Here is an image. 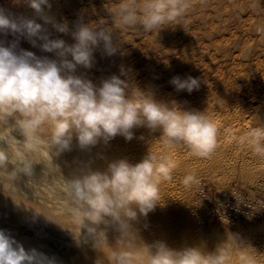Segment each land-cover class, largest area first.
Here are the masks:
<instances>
[{
  "label": "clouds",
  "instance_id": "9594fccd",
  "mask_svg": "<svg viewBox=\"0 0 264 264\" xmlns=\"http://www.w3.org/2000/svg\"><path fill=\"white\" fill-rule=\"evenodd\" d=\"M25 3L45 25L51 23L56 31L69 33L67 22L56 23L47 14L51 8L49 0H25ZM189 7L188 0H119L109 13L119 27L140 25L151 33L181 18ZM0 33L24 36L33 46L37 40L42 41L41 50L56 57H37L25 50L17 52L15 42L8 46L0 44V143L7 144V148L0 147V171L13 182L21 173L26 177L33 175V155L44 153L53 162V157L71 150L74 137L80 149L88 150L101 141L107 144L118 135L130 141L133 130L139 127L159 131L170 150L184 146L202 157L214 152L219 130L205 112L157 101L137 87L133 93V86L117 75L96 86L76 74L78 66L85 69L93 66L95 49L102 46L108 56L118 51L119 43L106 24L91 26L77 22L71 31L75 42L68 44L60 38L50 39L46 28L35 18L13 16L0 9ZM170 84L178 92L191 93L198 90L200 81L191 76L184 79L176 76ZM10 119L14 123L10 124ZM13 131H18L23 139L17 140L11 135ZM244 139H252L254 152L264 156V128L252 129ZM12 145L18 154L9 171ZM175 167L171 156L158 158L148 153L136 163L121 158L110 161L104 170L93 171L85 166L70 178L61 174L62 214L78 229L75 238L81 239L83 230L84 236L99 250L108 246V228L118 232L119 246H108L110 264H229L233 249L241 246L238 237L232 236L231 242L226 240L211 253L199 247L175 250L164 242L138 245L134 224L161 205L160 181L171 180ZM183 183L191 187L199 184V180L192 173L185 176ZM239 259L241 264H258L251 254L241 253ZM0 264L55 262L34 249L26 251L0 230ZM95 264H104V257H99Z\"/></svg>",
  "mask_w": 264,
  "mask_h": 264
},
{
  "label": "bare ground",
  "instance_id": "6f19581e",
  "mask_svg": "<svg viewBox=\"0 0 264 264\" xmlns=\"http://www.w3.org/2000/svg\"><path fill=\"white\" fill-rule=\"evenodd\" d=\"M115 1L116 6L119 0ZM68 2L75 6L80 0ZM188 2V11H193L202 19L206 16L217 19L220 25L227 24L236 11L245 12L247 16L242 27H211L200 40L195 30L178 35V31L168 30V27L151 33L138 25L111 27L119 43L116 54L105 55L101 46L93 52V66L90 69L78 66L76 74L79 75L78 70H84L87 79L96 86L104 79L117 75L133 86V93L137 87L153 95L157 101L205 112L219 130L214 152L202 157L194 155L184 146L170 150L159 131L139 127L133 130L134 137L130 141L118 135L107 144L101 141L88 150L80 149L74 137L71 150L53 157V162L44 153L33 155L39 162L33 166V175L26 177L19 174L18 179L12 181V187L39 205L32 208L17 198L7 203L11 210L30 212H38L42 205L47 208L49 219L56 224L51 222L53 231L48 232L37 223L31 233H20L12 219H6L9 226L0 224V230L14 238L26 251L34 249L54 260L55 264H71L70 259L77 264L75 254H69L67 250L78 243L75 238L78 229L67 216H60L64 194L59 176L51 174L57 166L56 173H60L65 166H70L73 172H79L85 166L93 171L104 170L110 161L124 158L136 163L149 153L158 158L171 156L176 167L171 180L160 181L161 205L134 224L137 234L150 237L154 243L164 242L171 249L199 247L206 253L214 252L226 240L231 242L234 236L239 238L241 246L233 249L229 264H241V253L251 254L257 258L258 264H264V156L254 152L252 139H244L252 129L264 128V30L247 27L251 16L264 20V0ZM197 10L199 13H196ZM68 28L69 33L65 34L49 27V38H60L66 43L74 41L71 36L74 27ZM36 43L41 42L37 40ZM38 57L56 59L54 53L45 51ZM176 76L181 79L189 76L197 78L200 81L198 90L191 93L176 91L170 84ZM11 135L17 140L23 139L18 131H13ZM0 147L7 148V144L0 143ZM9 151L18 154L15 145ZM192 173L196 174L199 184L186 187L183 180ZM0 175L7 176L3 171ZM206 182L218 189L214 207L221 210L228 203L238 204L244 200L243 197L248 198L250 205L242 212L243 221L247 222L237 219V215L231 213L233 210H229L228 215H220L215 209L207 207L202 199L207 196L204 190ZM3 203L0 200V204ZM211 217H216L215 223L211 222ZM216 223L227 226L223 235L218 233ZM109 229L106 235L112 237L109 236ZM170 233L177 235L178 239H165ZM80 240H90L84 236L83 230Z\"/></svg>",
  "mask_w": 264,
  "mask_h": 264
},
{
  "label": "rangeland",
  "instance_id": "374dc122",
  "mask_svg": "<svg viewBox=\"0 0 264 264\" xmlns=\"http://www.w3.org/2000/svg\"><path fill=\"white\" fill-rule=\"evenodd\" d=\"M49 3L51 5V8L47 10V14L56 23L67 22L68 27H74L77 22L82 21L89 24L92 23L91 26H95L96 24L99 23H104L108 27H119L114 22H112V17L109 13L111 8L114 7L115 4L117 3V1L115 0H83V1L80 0V2L77 3L75 6H73L70 2H68V0H49ZM0 9L7 11L13 16H24L28 18H35L37 23H40L43 27L46 28L47 32L49 31V27H53L51 23L45 25L43 20L36 17L34 10L31 9L25 3V0H0ZM196 13H199V10H197ZM232 16H233L232 19L228 20L227 24L220 25L219 20L213 19L210 16H206V19H202L200 16L194 15L193 11H187V13H185V15H183L181 18H179L178 20H174L170 23H166L163 27H168V30L178 31L177 33L178 35H182L185 32L195 30L196 36L200 40L201 38L204 37L203 36L204 32L210 29L211 27H231V29L234 27H242L243 19L247 16V13L236 11ZM138 26L141 27L140 25ZM247 27H261L259 31L264 30L263 28L264 20L256 19L254 18V16L252 18L251 16L249 23L247 24ZM13 42L16 43L17 52H19L20 50L30 51L34 53L37 57L42 52L41 48L39 47L42 41H40L41 43H36V46H33L24 36L19 37V35H12V34L5 35L3 33H0V44H3L4 46H8ZM67 43L72 44L74 43V41L69 40ZM68 58H70V56ZM78 72L79 75H83L85 78H87L86 76L87 74L84 72V70H78ZM9 157H10V163L8 165V169L10 171L11 168L13 167L11 161L14 160L11 159V157H15L16 159L17 155L15 154V152L9 151ZM32 158L34 160L35 165L39 164V162H36L34 157ZM58 169L59 167L56 168V170ZM51 170H55V169H51ZM55 171L53 172L50 171V172L54 176L56 174L59 176L61 182L59 183V185L61 184V186L63 179L62 175L67 179L78 173V172H73L70 166H65V169L61 170L60 173H56ZM3 177H4L3 175H0V200L5 202L6 204L5 203L0 204V224H2L3 226H9L10 224L6 223V219L7 220L12 219L14 220L13 221L14 226L18 229L20 233L21 232L31 233L33 229L37 227L36 226L37 223L39 226H42L45 230H48V232L49 231L52 232L53 224L51 223V221L47 220L49 219L48 217L49 212L47 208H45L44 206L42 205L39 206L40 212L39 211L30 212L28 210H23V209H19L15 211L10 209L7 202H11L13 198L20 199L23 203H26L28 206H31L32 208H35L39 204L35 200L30 201L29 199L25 198L20 191H15L12 187V180L10 179L11 180L10 181L7 176H5L4 178ZM204 187L207 196L202 199L205 200V204L207 207L215 209L216 213L218 214L220 213V215H228L229 210L230 211L233 210L231 213H235V216L237 215V219H239L243 223L247 222V220L243 221L244 216L242 212L245 208H247L250 205L247 201L248 198L243 197L245 201L242 200L241 203L238 204L228 203L229 205L227 204V206L225 207L226 210L224 208H223L224 210L223 209L221 210V208L219 209L217 207H214L215 199L219 195L218 189L214 185L208 182H206ZM61 214L62 213H60V216ZM211 220H212L211 222L215 223L216 217H211ZM216 224H218L217 225V229L219 230L218 233H220V235H223L225 228H227V226L226 225L223 226V224L221 223H216ZM109 231L111 232V235L109 236L112 237H108L106 235L107 244L112 248H116L119 246V242H118L119 233L115 234L112 228L109 229ZM138 236L140 240L137 241L138 245L142 246V243L145 245L154 244V241L150 237H144L141 236L140 234H138ZM165 239L175 240L178 239V237L177 235L170 233L165 237ZM108 246H102L99 250H96L93 247V242L91 239L87 242H84L83 240L79 239L78 243L74 246V248L72 247L68 249L67 252L69 254L71 253L75 254V258H76L75 260L77 264H95L96 260L101 256L104 257V264H110V261L108 259L110 248ZM70 260H71V264H73V259Z\"/></svg>",
  "mask_w": 264,
  "mask_h": 264
}]
</instances>
